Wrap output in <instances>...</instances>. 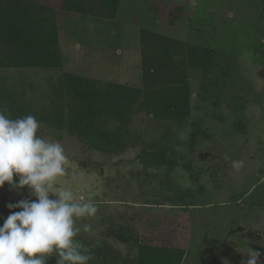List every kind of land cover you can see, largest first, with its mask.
<instances>
[{"label":"rangeland","instance_id":"obj_1","mask_svg":"<svg viewBox=\"0 0 264 264\" xmlns=\"http://www.w3.org/2000/svg\"><path fill=\"white\" fill-rule=\"evenodd\" d=\"M38 1L55 11L62 66H0V77L38 105L62 73L140 88V30L171 39L168 51L180 43L213 49L215 82L208 71L183 67L188 118L139 110L115 151L92 150L67 127L40 122L38 135L60 142L70 160L60 183L98 206L81 222L94 229L77 237L84 250L105 244L117 264H137V246L148 242L184 249L181 264H243L251 247L264 264V0H120L111 19ZM232 160L244 167L236 172ZM25 198L36 199L27 186H0V226L20 210L8 205Z\"/></svg>","mask_w":264,"mask_h":264},{"label":"trees","instance_id":"obj_2","mask_svg":"<svg viewBox=\"0 0 264 264\" xmlns=\"http://www.w3.org/2000/svg\"><path fill=\"white\" fill-rule=\"evenodd\" d=\"M119 1L61 0V8L111 19ZM57 31L55 11L43 2L0 0V66L60 68L62 59ZM140 38L143 42V84L140 88L62 73L50 86L51 96L38 105L26 90L13 88L14 84L7 77H0V110L6 108L12 119L32 114L39 122L56 129L67 127L69 134L76 135L90 149L104 153L123 146L130 116L139 110L154 112L165 120L185 121L190 109V90L183 67L188 62L208 71L210 82H215L213 49L180 43V49L172 47L168 51L165 46L171 39L146 30H140ZM153 49L158 51L156 56L152 54ZM178 52L185 53L183 58H175ZM110 122L114 127L107 128L105 124ZM142 152L145 153L144 150ZM155 155V152L149 153L151 159L156 158ZM88 252L93 254V258L87 264L118 263L114 257L116 253L105 244ZM113 252V257L109 256ZM184 254V249L173 245L142 242L137 246L135 262L181 264ZM53 259L56 264V257Z\"/></svg>","mask_w":264,"mask_h":264},{"label":"clouds","instance_id":"obj_3","mask_svg":"<svg viewBox=\"0 0 264 264\" xmlns=\"http://www.w3.org/2000/svg\"><path fill=\"white\" fill-rule=\"evenodd\" d=\"M0 110V186L22 189L36 199H21L0 226V264H87L93 258L77 237L93 233L90 223L98 206L92 199L77 198L60 183L69 174L70 160L64 146L38 135L40 122L32 114L12 119ZM225 160L230 158L225 155ZM239 172L243 160H232ZM261 252L249 247L243 264H260Z\"/></svg>","mask_w":264,"mask_h":264}]
</instances>
